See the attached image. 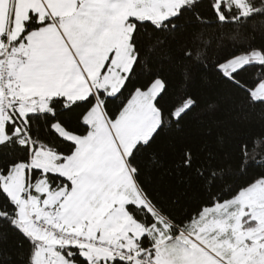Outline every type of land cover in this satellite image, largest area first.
Returning a JSON list of instances; mask_svg holds the SVG:
<instances>
[{"label":"snow or ice","instance_id":"1","mask_svg":"<svg viewBox=\"0 0 264 264\" xmlns=\"http://www.w3.org/2000/svg\"><path fill=\"white\" fill-rule=\"evenodd\" d=\"M0 264H264V0H0Z\"/></svg>","mask_w":264,"mask_h":264},{"label":"trees","instance_id":"2","mask_svg":"<svg viewBox=\"0 0 264 264\" xmlns=\"http://www.w3.org/2000/svg\"><path fill=\"white\" fill-rule=\"evenodd\" d=\"M259 19V18H258ZM256 33L259 35L261 31V25L257 23L255 25ZM217 85L214 81L205 80L199 82L197 89L201 96V107L196 109L193 114L186 120L184 124V131L178 140V146L183 143L199 142L201 140L209 139L205 135V129L202 126V121L211 122L212 120L222 123V131L229 140L233 150L235 144L239 142L241 138L255 139L256 134L260 131L261 118L259 114L253 118L252 122L236 121L224 115V113H218L215 117L208 118L203 112L204 104L206 103L208 96L216 89ZM247 142V141H246ZM15 258V257H14Z\"/></svg>","mask_w":264,"mask_h":264}]
</instances>
